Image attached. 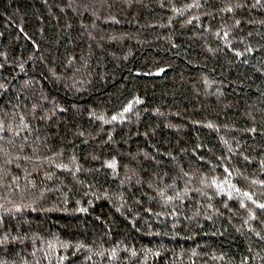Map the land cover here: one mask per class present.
I'll use <instances>...</instances> for the list:
<instances>
[{
  "label": "trees",
  "instance_id": "trees-1",
  "mask_svg": "<svg viewBox=\"0 0 264 264\" xmlns=\"http://www.w3.org/2000/svg\"><path fill=\"white\" fill-rule=\"evenodd\" d=\"M0 264H264V0H0Z\"/></svg>",
  "mask_w": 264,
  "mask_h": 264
}]
</instances>
